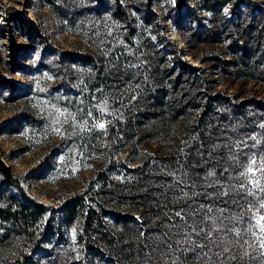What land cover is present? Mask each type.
<instances>
[{
    "label": "trees",
    "instance_id": "trees-1",
    "mask_svg": "<svg viewBox=\"0 0 264 264\" xmlns=\"http://www.w3.org/2000/svg\"><path fill=\"white\" fill-rule=\"evenodd\" d=\"M190 1L191 6L178 3L186 13L175 20L186 50L168 36L141 37L130 15L116 9L129 47L109 57V94L117 97L124 89L109 133L116 149L128 155L124 163L112 162L109 170L96 173L92 196L46 206L0 166V264H223L228 255L238 257L228 264H240V258L256 264L232 243L231 234H224L223 247L230 251L221 258L213 255L220 250L214 245L210 260L175 251L179 237L170 225L180 223L177 211L189 223L200 204H211L212 216L223 208L224 216L243 212L247 218L248 202L259 201L245 197L240 184L251 185L241 173L253 154L256 167L264 165V99L245 90L249 83L264 82V0ZM146 19L152 23L149 15ZM223 84L228 89L217 90ZM118 164L122 173L113 170ZM184 177L195 181L184 188L187 197L176 185ZM254 179L264 185L259 171ZM221 185L229 195H217ZM233 188L239 196L231 194ZM257 197L264 198V192L257 191ZM234 199L239 203L228 202ZM73 227L76 245L68 234ZM204 227L214 231L211 222Z\"/></svg>",
    "mask_w": 264,
    "mask_h": 264
},
{
    "label": "rangeland",
    "instance_id": "rangeland-1",
    "mask_svg": "<svg viewBox=\"0 0 264 264\" xmlns=\"http://www.w3.org/2000/svg\"><path fill=\"white\" fill-rule=\"evenodd\" d=\"M180 1L192 5L190 0H0V166L31 198L57 208L78 195L92 196L96 173L125 162L127 152L116 149L109 133V119L119 117L124 93L109 94V57L129 47L116 9L130 15L141 37L168 36L186 50L175 22L186 13L177 7ZM245 90L264 99V82L249 83ZM99 123L105 127H94ZM68 234L76 245L75 228ZM80 258L76 253L74 260Z\"/></svg>",
    "mask_w": 264,
    "mask_h": 264
},
{
    "label": "snow or ice",
    "instance_id": "snow-or-ice-1",
    "mask_svg": "<svg viewBox=\"0 0 264 264\" xmlns=\"http://www.w3.org/2000/svg\"><path fill=\"white\" fill-rule=\"evenodd\" d=\"M92 113L89 112L88 115ZM94 127H99L103 129L105 124L99 123L94 125ZM264 127V124L261 125ZM255 140V137H251ZM243 147H248L246 142H243ZM255 147V144L252 145ZM249 163L247 165L246 171L242 172L241 175L247 177V184H250L251 187H247L245 183L240 184V189H246L244 192L246 196H252L255 200H258V203H253L249 201L248 211L251 215L245 218L244 213H240L238 217L233 216H224L223 213L226 209L221 208L219 216H212L213 206L211 204L204 205L200 204L197 211L191 213L193 217L191 223L185 219V216L182 215V211H177L175 213L176 217H179L180 223L176 224L173 222L170 227H174L176 232L174 235L178 236L179 239L175 241L176 248L175 251H180L184 254L192 252L195 254V260L199 261L202 257H207L210 260L209 252L212 251V246L220 249L213 253V255L221 258V253H227L230 251L228 247H223L225 235L231 234L232 243L239 245L241 249L244 250L245 256H250L252 261H255L256 264H264V214H260V210L264 209V198L257 197V191L264 192V185L260 184L259 180L254 179L257 171L261 175H264V166L257 168V159L255 154L248 157ZM264 164V161L261 162ZM251 174V175H249ZM171 175H175L174 173ZM208 176L214 175V173H207ZM176 185L180 193L187 197V193L184 191L185 187H194L195 181H189L187 177L176 180ZM231 194L234 197L240 195L239 189L233 188ZM195 195V194H194ZM218 196H227L229 191L224 189L223 186H220V191L217 193ZM229 203H239L238 200L228 201ZM255 209V211H253ZM200 215V220H195V216ZM228 220L229 224H225L224 221ZM234 221V222H233ZM211 222L214 231H209L204 227L205 224ZM243 224V227L238 225ZM214 234H219L214 239ZM184 245V247H181ZM170 250L172 249V242L169 241L166 245ZM208 248V252H205L204 249ZM248 248H251L253 252H258L257 255H250L247 251ZM199 249L200 251H197ZM238 257L235 255H228L227 260L223 261V264H228L229 261L237 260ZM175 264V262H173ZM240 264H244L242 258H240Z\"/></svg>",
    "mask_w": 264,
    "mask_h": 264
}]
</instances>
